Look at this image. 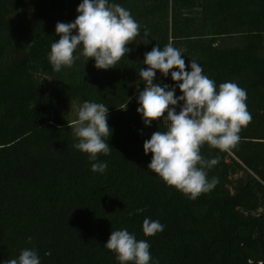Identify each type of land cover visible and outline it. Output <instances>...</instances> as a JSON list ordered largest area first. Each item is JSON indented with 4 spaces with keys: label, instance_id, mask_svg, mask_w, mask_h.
Masks as SVG:
<instances>
[{
    "label": "trees",
    "instance_id": "16d2710c",
    "mask_svg": "<svg viewBox=\"0 0 264 264\" xmlns=\"http://www.w3.org/2000/svg\"><path fill=\"white\" fill-rule=\"evenodd\" d=\"M80 2L0 0V261L34 248L41 264H119L103 245L125 228L158 264H264V0H110L141 26L127 57L108 70L81 57L55 72V26L73 22ZM169 43L186 70L194 59L217 87L245 89L251 114L234 148L201 146L218 158L207 170L218 183L196 200L151 172L143 149L166 126L142 123L139 71L146 52ZM156 79L175 83L170 73ZM84 101L109 107L110 153L96 161L73 147ZM96 162L107 163L103 174L91 171ZM145 218L164 231L145 236Z\"/></svg>",
    "mask_w": 264,
    "mask_h": 264
},
{
    "label": "clouds",
    "instance_id": "9594fccd",
    "mask_svg": "<svg viewBox=\"0 0 264 264\" xmlns=\"http://www.w3.org/2000/svg\"><path fill=\"white\" fill-rule=\"evenodd\" d=\"M76 11L73 22H57L55 26L59 39L51 44L48 54L55 72L73 67L81 57L94 60L97 69L114 68L131 51L127 45L141 35V26L130 11L110 0H81ZM147 36L145 31L144 37ZM182 57V50L171 43L145 53L143 64L148 67L139 71L144 89L137 88V112L146 127L161 120L166 126L165 131L152 133L143 143L145 155L152 154L148 169L189 200H196L218 183L217 178L209 180L207 175L218 158L205 159L201 146L207 143L220 151L234 148L240 141L241 129L251 121V114L246 107L245 89L230 81L217 87L196 60L191 59L190 71L186 70ZM157 72L165 78L170 73L175 83L157 82ZM177 89L182 93L179 96ZM108 115L109 107L91 101H84L76 112L71 125L76 141L73 147L88 154L90 161H96L98 154L110 153L106 142L112 136ZM106 169V162L91 164L94 173L103 174ZM164 227L149 218L142 223V231L148 237L163 232ZM28 239L31 241V237ZM103 247L115 254L119 264H158L148 241L138 240L135 233L125 228L112 230ZM0 264H41V260L34 248H24L17 257Z\"/></svg>",
    "mask_w": 264,
    "mask_h": 264
}]
</instances>
